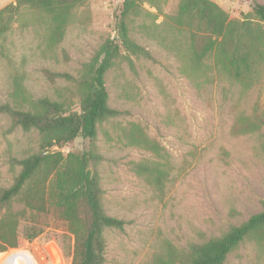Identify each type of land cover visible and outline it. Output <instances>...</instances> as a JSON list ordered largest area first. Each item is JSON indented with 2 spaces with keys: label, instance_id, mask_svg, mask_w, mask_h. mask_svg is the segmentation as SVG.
Here are the masks:
<instances>
[{
  "label": "rangeland",
  "instance_id": "1",
  "mask_svg": "<svg viewBox=\"0 0 264 264\" xmlns=\"http://www.w3.org/2000/svg\"><path fill=\"white\" fill-rule=\"evenodd\" d=\"M211 1L230 20L256 22L252 3L264 4ZM14 2L0 0V10ZM179 3L84 0L53 12L23 4L0 34V105L21 109L39 98L77 107L75 78L115 37V15L123 9L129 37L152 56L119 48L104 74L108 105L119 114L98 122L93 140L78 136L47 147L60 163L68 153L101 155L96 170L103 210L124 220L122 229L104 228L102 264H180L190 244L219 236L262 209L264 43L249 75L236 77L214 50L197 60L191 31L177 17ZM42 149L36 129L14 125L1 112L0 191L18 174L16 161ZM9 214L17 244L0 253L25 248L37 264H71L77 225L55 216L35 220L21 194L0 205V225ZM35 226L40 233L28 237ZM223 264H264V241L246 238Z\"/></svg>",
  "mask_w": 264,
  "mask_h": 264
},
{
  "label": "trees",
  "instance_id": "2",
  "mask_svg": "<svg viewBox=\"0 0 264 264\" xmlns=\"http://www.w3.org/2000/svg\"><path fill=\"white\" fill-rule=\"evenodd\" d=\"M84 0H15L0 10V34L6 29L7 19L23 4L44 8L49 12ZM252 10L259 22L246 17L230 20L228 14L211 0H180L177 17L191 31V45L195 59L201 60L214 50L220 61L236 77L249 75L262 55L264 43V4L253 2ZM6 17L2 19L4 16ZM123 9L115 15V37L105 40L94 57L84 64L83 72L75 81L80 90L77 107L39 98L30 109L7 103L0 105V113H7L14 125L36 129L43 149L16 161L20 170L13 183L0 191V205L21 194V200L36 218L55 216L80 228L76 234L71 264H102L104 262V228L122 229L124 220L110 216L103 210L102 190L98 183L96 164L101 158L93 150L81 154L68 153L65 162L54 159V154L42 153L47 147L65 145L76 137L93 140L98 122L116 116L119 111L108 105L104 74L117 57L119 48L131 54L152 58L150 52L128 35ZM262 22V23H261ZM73 79L65 73H55ZM61 155V154H58ZM48 166H47V165ZM47 166L43 173L41 166ZM42 171V174H41ZM26 188V189H25ZM24 189V191H23ZM35 219V220H36ZM0 225V250L17 244L16 220L9 214ZM35 226L28 237L40 233ZM9 233V237L5 234ZM246 238L264 241V201L259 212L251 214L240 224H232L226 232L203 243H192L178 258L180 264H223L229 252Z\"/></svg>",
  "mask_w": 264,
  "mask_h": 264
},
{
  "label": "bare ground",
  "instance_id": "3",
  "mask_svg": "<svg viewBox=\"0 0 264 264\" xmlns=\"http://www.w3.org/2000/svg\"><path fill=\"white\" fill-rule=\"evenodd\" d=\"M0 264H37L31 253L25 248H18L6 253H0ZM27 255L30 262H27Z\"/></svg>",
  "mask_w": 264,
  "mask_h": 264
},
{
  "label": "water",
  "instance_id": "4",
  "mask_svg": "<svg viewBox=\"0 0 264 264\" xmlns=\"http://www.w3.org/2000/svg\"><path fill=\"white\" fill-rule=\"evenodd\" d=\"M55 146H56V145L54 144L53 147H55ZM49 151H50L49 149L45 150V151L42 153V155L48 153Z\"/></svg>",
  "mask_w": 264,
  "mask_h": 264
}]
</instances>
